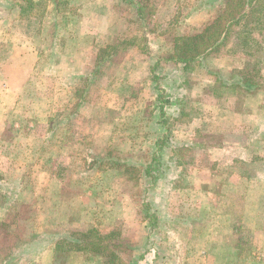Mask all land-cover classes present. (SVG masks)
<instances>
[{
    "label": "rangeland",
    "instance_id": "obj_1",
    "mask_svg": "<svg viewBox=\"0 0 264 264\" xmlns=\"http://www.w3.org/2000/svg\"><path fill=\"white\" fill-rule=\"evenodd\" d=\"M35 1L0 0V264H264V12L184 64L223 0Z\"/></svg>",
    "mask_w": 264,
    "mask_h": 264
},
{
    "label": "trees",
    "instance_id": "obj_2",
    "mask_svg": "<svg viewBox=\"0 0 264 264\" xmlns=\"http://www.w3.org/2000/svg\"><path fill=\"white\" fill-rule=\"evenodd\" d=\"M25 2L26 6L22 7V13L32 10L37 3L35 0H25ZM262 11L264 12V0H223L218 15L208 22L202 30L192 35L176 38L174 46L179 55H172L170 59L173 58V60L187 64L198 56L215 51L235 27H240L237 34L241 36V40H249L250 32L253 30L249 24H259L262 19H258L261 18V15L258 17V14H261ZM246 42L244 47L248 46V42ZM95 230L91 228L85 233H79L81 241L78 237L76 240L80 243H72L73 247L79 250L98 251L101 237L93 236ZM67 242L69 241L66 238L58 239L55 243V249L57 251L69 250L70 247H66ZM106 252L108 264H114L113 259L117 257L116 253L108 250Z\"/></svg>",
    "mask_w": 264,
    "mask_h": 264
},
{
    "label": "crops",
    "instance_id": "obj_3",
    "mask_svg": "<svg viewBox=\"0 0 264 264\" xmlns=\"http://www.w3.org/2000/svg\"><path fill=\"white\" fill-rule=\"evenodd\" d=\"M262 99H264V97H262ZM57 241V240H56ZM56 241H55V243H56ZM54 251H57L56 249H55V244H53V245H51V246H49V247H47L46 249H45V251L42 253V255L40 256V264H51L50 262H49V258H48V256L50 255H53L54 254Z\"/></svg>",
    "mask_w": 264,
    "mask_h": 264
}]
</instances>
